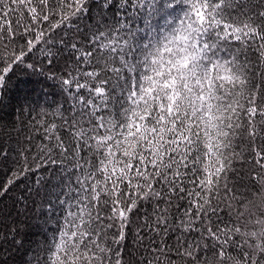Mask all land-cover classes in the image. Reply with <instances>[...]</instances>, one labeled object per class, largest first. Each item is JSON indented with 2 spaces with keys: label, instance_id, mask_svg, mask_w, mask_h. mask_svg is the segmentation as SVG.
Masks as SVG:
<instances>
[{
  "label": "snow or ice",
  "instance_id": "1",
  "mask_svg": "<svg viewBox=\"0 0 264 264\" xmlns=\"http://www.w3.org/2000/svg\"><path fill=\"white\" fill-rule=\"evenodd\" d=\"M0 264H264V0H0Z\"/></svg>",
  "mask_w": 264,
  "mask_h": 264
}]
</instances>
